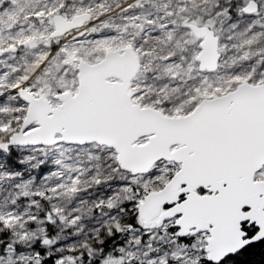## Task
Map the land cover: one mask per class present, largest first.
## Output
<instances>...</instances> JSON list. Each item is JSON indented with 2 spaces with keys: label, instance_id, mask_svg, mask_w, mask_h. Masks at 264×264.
Masks as SVG:
<instances>
[{
  "label": "snow or ice",
  "instance_id": "6c2138e0",
  "mask_svg": "<svg viewBox=\"0 0 264 264\" xmlns=\"http://www.w3.org/2000/svg\"><path fill=\"white\" fill-rule=\"evenodd\" d=\"M0 264H264V0H0Z\"/></svg>",
  "mask_w": 264,
  "mask_h": 264
}]
</instances>
